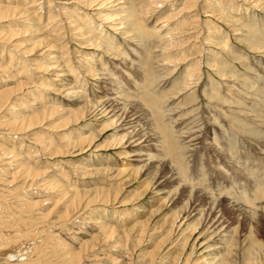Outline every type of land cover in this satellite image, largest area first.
<instances>
[{"label":"rangeland","instance_id":"374dc122","mask_svg":"<svg viewBox=\"0 0 264 264\" xmlns=\"http://www.w3.org/2000/svg\"><path fill=\"white\" fill-rule=\"evenodd\" d=\"M2 1L4 3L7 2V0ZM49 1L9 0L6 4L18 5V3L22 4L25 2L28 5L33 4L37 15L34 17V15L27 13L20 14L15 12L8 13L7 17L0 19V65L7 66L9 64V55L13 57V66L10 70L6 73L0 71V90L9 89L13 92L12 100L0 109V125L8 121L27 118L29 117L28 115L36 117L41 112L43 106L53 105L54 102L52 101L55 99L66 110L44 119L43 124L32 129V131L30 130V133L28 131L24 134H19L24 141L26 140L25 142L23 141V147L25 148L31 145L36 150L39 143L43 142L41 146L43 145L42 148L44 150L40 152L38 157V154L35 155L36 160H38L36 169L38 168L37 170L41 172V175L38 176L39 178H35L33 182L32 180L24 181L23 176L21 177L20 175L21 173L19 174L21 170H24L22 169L23 166L17 168L20 163L13 161L12 158L9 159L6 156H2L3 154L0 150V221L3 222L0 230H2L4 240L9 238L7 234L14 235V231L18 232L31 226L32 230L34 229V234L39 233L36 234L38 237L39 235H43L44 238L46 236L48 238L47 243L51 242L54 247H57L59 240L66 239L67 242H70L67 239L68 237L71 240V244H74L76 247H81L84 243L89 242L87 250L92 251H88L83 256L80 264H123L121 261L124 260V255L127 257V253H129L128 258L131 259L130 262L132 261L131 264H149V260L153 259V257L155 259V261L153 259V264L157 262V264H172L171 261L178 255L181 256L178 264H184L185 257H190L187 264L213 263L214 259L220 256V251L222 252L219 249L224 246L216 245L218 244L217 242L209 240L211 235L202 234L204 231L201 229H198L199 231L196 230L194 234L188 233L191 229L185 226L186 222L179 229L177 225L180 226L183 222L180 218L176 222L177 228L174 227L171 230L170 220L173 219L172 217H174L175 212L182 205L176 208L162 205L160 207L162 200H151L153 193L149 191V188L146 190V193L142 194L141 191L145 187V182L134 174V171L141 165L135 161V158L130 156L131 154L128 155L125 148L120 147V149L113 150L109 146L113 145L116 139L122 138L127 131L119 132L116 130L118 129L117 127L105 129V126L108 124L107 120L98 128H90L87 125L89 123L88 119L80 122L77 126L69 127L63 124L64 118L70 111L81 109L82 112H85L86 99L91 102H99L101 100V97L104 95V89H107L109 81L105 79L106 77H103V79L101 75L97 77V73L99 75V73L105 72L103 75H108L110 79H117L119 81L122 80L123 75L129 74L131 77L133 76L137 79L139 84H142V77L136 73L134 66V61L139 56L138 50L140 47L134 48L128 42L123 44L121 40L117 39L113 46L116 48L119 43L123 46L119 48L118 53H115V60H108V58L104 57L101 49L96 50L89 43L80 45L79 42L82 40H79L77 37L73 38V41L70 35L77 34L75 33L76 30H72L71 34L69 33L68 35L69 38H67L73 42V47L71 46V48H73L74 52L68 51L69 55H66L65 58L72 61L77 55L85 56L88 61L82 62L97 77L95 79L88 77L89 80L85 85V90L88 93L87 98L83 100V97L78 98L80 95H77L75 97L76 100H83V102L74 103L73 99L66 96L67 94H71L70 91H67L69 87H65V82H58L61 79L71 81V77L68 74L59 78L51 76L54 70L52 72L43 70L48 65V61L42 60L45 58L37 57L46 50L47 43L44 41L45 34L42 31H44V27L48 23L46 18L48 16L47 12L50 10L52 15H58L60 18L70 16L73 20L78 19L79 23H84V21L90 18L92 26L98 25V22L95 18L89 16L92 10L88 13L82 8L81 5H83L84 1ZM184 1H166L163 6H160L157 13L150 18L148 17L149 19L146 21L139 20V23L132 29L141 32L142 28L149 29L157 21H162L161 23L165 24L164 34L169 33L170 37H172V39L169 38L172 40V48L168 54V57L173 61L171 64L179 65L180 63H184L183 68H177V75L171 78L173 84L178 78L183 77L187 71L196 72L202 70L204 79L203 88L212 89V94H215L214 96L208 93L202 94L200 91L202 90L201 87L195 99L200 101V104H202L200 106H203L200 109L203 116L205 115L206 119L210 118V123H213L207 126L209 129L202 139L201 155L198 157L199 161H203L205 166L204 171L207 172L206 176H208L204 180V185L212 187V190H215L217 187L218 189H216L221 191V187H231L230 190L238 193L237 195L241 193L242 189H247V195L251 196L248 195L249 202V198L253 199L252 196L255 191L258 199L254 196L258 200V203L254 202L256 204V206L255 204L253 206L254 212L255 214L259 212V215H262L264 214V198L259 199V197H264V177L262 176L261 178L260 176V174L264 175V16H262L261 9L254 6L257 0H246L248 2L245 3V0H209L210 2L202 0L205 4L201 3L198 7L202 8L203 16L201 17H205L202 18L205 19V34L210 32L211 34H209L212 36H210L211 40L207 37L208 40H205L207 42L204 41L207 54L201 53L202 59L201 64H199L197 59H199L201 47L198 45V42L190 39L192 32L188 31L191 27L190 24L197 15V9L192 8L189 11H181ZM261 1L263 2V0ZM251 3L254 4V7L249 5ZM103 10L104 8L101 11V15L105 17L122 12L121 9L113 8V6L109 10ZM191 11H193L192 14ZM38 18L41 20L40 22ZM54 23L50 25L54 27ZM129 23L135 24V20ZM74 25L78 26V23ZM73 31L75 32L73 33ZM107 33L114 40L118 37V35H114L110 31H107ZM6 36L12 37L9 41L2 43L3 38L5 39ZM217 44H220V46L218 47ZM221 45L226 46L225 49ZM126 48L130 50L129 53ZM50 52L52 56L59 55V52L57 51V53L56 50H50ZM210 52H213L212 55ZM25 58L27 61H34L32 63L33 67L28 66L26 70L27 74L21 77L19 70L27 66L22 63ZM132 60L133 63L131 65ZM72 65H74L73 62ZM37 67L41 68L38 69ZM100 67L102 71L99 70ZM92 70L95 72H92ZM56 71H63L66 74L64 68ZM218 72L220 73L218 74ZM19 81L24 82L25 85L21 90L18 89ZM170 91L171 88L169 86L166 88V93L168 94ZM189 99L181 101L180 104L178 102L168 104V109L172 111L169 120L171 119V123L175 122V125L171 126L170 124L168 129L171 137H175L182 132L184 126L193 120L192 116L194 114L192 108L194 106H191L193 103H189ZM224 99H227L225 100L227 102L223 101ZM176 104L178 105L174 106ZM41 105L43 106L40 107ZM214 106H216V111L219 109L217 114H215L212 108ZM129 115L135 122L137 135L142 136L146 142L153 141L155 130L149 115L138 106L131 107ZM195 122L196 126L203 123L201 120ZM6 129V127L0 126V137L4 138L3 144L5 145L8 143L5 140L13 138L12 136L6 137L8 132L5 131ZM80 129H83L81 130V134L78 133ZM98 131H100L99 135L96 133ZM92 133H96L97 135L95 137L97 141L95 142L96 149L92 148L87 153L80 154L76 150H66L64 147L68 140H74L73 138L78 136L86 137ZM25 136L26 138H24ZM9 141L11 142V139ZM20 142L22 141L14 140L16 145ZM38 148H40V145ZM53 150L55 154L51 153ZM5 162H9L10 164H5ZM244 162H247L249 175L244 173L246 172L242 165ZM23 163L26 165V162L23 161ZM30 165L33 164L31 163ZM85 165L91 167L86 168ZM102 165L108 166L110 169L106 172L102 171ZM250 166L253 167L251 168ZM1 168L5 172L1 171ZM251 171H254L257 176L258 172H260V178L250 175L249 172ZM160 172H166V168L163 165ZM200 176V171L198 170L190 175L191 179H196L197 182L201 181L202 176ZM255 182H257L256 185H261V187H256ZM164 184L167 185V183ZM236 185L238 186L236 187ZM101 187H111L112 191L118 187L116 204L109 207L107 212L101 213L102 207L93 211L88 209L90 211L79 212L69 221H66V218L65 220L63 218H60L58 221L56 220L58 217H66V210L69 215L74 213L69 202L74 191H78L83 195L85 194V197H87L97 188ZM159 188L161 187L159 186ZM251 188L255 190L253 191ZM199 190L201 189H197V191ZM256 190H258V193ZM136 198H138L137 203L134 202ZM24 201L29 202V204L23 205ZM227 202L228 200L225 197H220L217 203L218 209L215 211L219 212L215 215L222 219L226 228L224 233L238 228L239 231L241 230V234L245 233L247 235L248 220H245L247 216ZM255 209L258 210L256 211ZM98 213L101 214L98 216ZM97 218L107 221L108 224H112L109 222L114 221L118 223V226H123L125 231L131 232V234L141 226H145L147 231L140 243L133 241L127 244L126 241H123L121 243V246L123 245L122 248L120 247V243L118 245L117 241L113 239L110 242H105V245H102V243L95 245L93 237L98 233V230L94 228L95 219ZM260 222L261 225L258 226V236L260 237L258 239L264 245V224L262 221ZM189 236L191 237L189 238ZM133 237L135 238L136 235L134 234L130 238ZM25 240L20 241V239H16L14 240L15 242L13 241V244L18 243L17 245H20L19 243ZM7 243L6 249L2 246L4 252L10 251L11 249L9 248L16 246L9 243V240ZM126 245L127 247H125ZM111 246H114V248H110ZM39 247L41 248H39L40 250L44 251L43 247ZM170 247L172 249L168 252V257L163 255L166 252L163 250L170 249ZM182 250L184 251L182 252ZM213 251H215V254L212 253ZM54 254L55 251L50 248L49 252L44 251L38 257H42L40 261L43 264H62L64 260L62 261V259H59ZM118 256L122 257H119V260H117Z\"/></svg>","mask_w":264,"mask_h":264},{"label":"bare ground","instance_id":"6f19581e","mask_svg":"<svg viewBox=\"0 0 264 264\" xmlns=\"http://www.w3.org/2000/svg\"><path fill=\"white\" fill-rule=\"evenodd\" d=\"M8 1L9 0H7L6 3H8ZM78 1H84L83 5L81 6L86 12L89 13V11L92 10V12L89 13L90 14L89 16L91 18H95L98 22V25L92 26V22L90 21V18L84 21V23H79L78 19L73 20L72 17L70 16L62 17L64 18L62 19L58 17V15L56 16L52 15L50 13V10H48L47 12L48 16L46 17L48 23L45 25L44 31H42L43 34H45L44 41H46L47 43L46 50L44 51L43 54H40L37 57L45 58L42 60L48 61V65L45 66L43 70H45L46 72H52V70H54L51 76L59 78V77H63L64 75L68 74V76L71 77L70 78L71 81L61 79L58 82L60 83L65 82V84L63 83L64 85H66L65 87H69L67 91H70L71 94H67L66 96L73 99L74 103H81L83 102V100L87 98L88 93L85 90V85L87 81L89 80L88 77L95 79L101 75L102 78L106 77L105 79L108 80L109 82L107 85V89H104V95L101 97V100L99 102H91L90 100L86 99L85 112H82L81 109L76 110V111L75 110L70 111L68 115L64 118L63 124L68 125L69 127H72V126H77L80 122L84 121L85 119H88L89 123L87 125L90 128H98L107 120L108 124L105 126V129L117 127L118 129L116 130H118L119 132L127 131V133L122 138L116 139L114 144L109 145V146H111L113 150L120 149V147L125 148L128 155L131 154L130 156L132 158H135V161L141 165L134 171V174L138 176L140 180H143L145 182L144 183L145 187L141 191L142 194L146 193V190H148L149 188V191H152L153 193V197L151 198V200H154V199L155 201L159 199L162 200L160 207L162 205L166 207L172 206L173 208H176L182 205L180 208L177 209L178 211L175 212L174 217H172L173 219L170 220L171 230H173L174 227L175 228L178 227L180 229L181 226L184 225L183 223L186 222L185 226H187L192 231V232L189 231L188 233L194 234L196 230L201 229L202 231H204L202 232V234L206 233V235L207 234L211 235L209 240H213L214 242H217L218 244L216 245L224 246L223 248H220V249L218 248L219 250H222V252L220 251V256L216 257L213 263L209 262V264H264V245L262 241L258 239V237H260L258 236L259 235L258 226L261 225L260 221H262L264 224V214L259 215V212L258 214H255L254 212V207H253L255 204L254 202L258 203L257 202L258 196H256L255 194V191H254L255 189L253 190L251 188L254 191V194L252 192L251 193L253 194L252 197L255 200L252 201L253 199L249 198L250 199V202H249L248 200L249 194L247 195L248 193L247 189L241 190L240 188L241 193L237 195L238 193H234V191L230 190L231 187L230 188L221 187L222 188V191H221V190H217L218 189L217 187H216L217 189L215 188V190H212V187L210 186L208 187L204 185V180H206L207 179L206 177L208 176H206L207 172L204 171L205 166L203 164V161L201 160L199 161L198 157L199 155H201L202 139L205 137V134L207 130L209 129L207 128V126L213 123L212 122L210 123L209 121L210 118L206 119L204 117L205 115L203 116V113H201L200 111V109H202L201 107L203 106H200L202 105L200 104V101H197L195 99L198 96L197 94L199 92V89H201V87H202V90L200 91L202 94H207V93L211 95L213 94H212V89L209 90L206 87L203 88L204 79H203L202 70H198L196 72L187 71L185 72L183 77H181L180 79L178 78L176 82H174L173 84L171 82V78L177 75V70H178L177 68H180V67L183 68L184 63H180L179 65L171 64L173 61L170 59V57H168V54L171 52L170 50L172 48V40H170L172 39V37H170L169 33L164 34L165 24H162L161 23L162 21H157L153 23V26L149 27V29L142 28L143 30L141 32H139L138 30L132 29L134 26H136L139 23L138 22L139 20L141 19L143 21L148 20L155 13H157V10L160 8L161 5L163 6V4L166 1H172V0H78ZM208 2L210 1L208 0ZM245 2H248V1L245 0L244 3ZM263 2L261 0H257L255 1V5L252 3L249 5H252V6L254 5L255 7L260 8L262 11V16H264ZM6 3L0 0V19L7 17L8 13L10 14V13H15V12H18L20 14L27 13L30 15H34V17L37 15L36 14L37 12L33 4L28 5V4H25L26 3L25 2L22 4L18 3V5L16 4L11 5V4H6ZM201 3H203L202 0H185L182 4L183 7L181 10V11L183 10L189 11L192 8L197 9L196 11L197 15L196 17H194V21L190 24L191 27L188 31L192 32L191 33L192 36L190 37V39L192 41L198 42V45L201 47V50L199 51L200 55L198 56L199 59H197L199 64H201V59H202L201 53L203 52L206 53L207 51V48H205L204 46V41L208 40L207 37L210 38V36H212L210 35L211 34L210 32H208V34H205L206 33L205 19H202L205 17H201L203 16L202 8L198 7L199 4ZM204 4L205 3H203V5ZM111 6H113V8L121 9L122 12L117 13V14L108 15L106 17L104 15H101V11L103 8H104L103 11H106V10H109ZM192 13L193 11H191V14ZM134 20H135V24L129 23V22H133ZM38 21L40 22L41 20H39L38 18ZM53 23L55 24L54 27L50 25ZM75 23H78V26L74 25ZM225 23L227 24V22ZM85 27L87 30L85 29ZM72 30H76V32L73 31V33L75 32L77 34V35H74L72 33L73 35H70L72 36L71 38L72 40L73 38L77 37L79 40H82L79 42L80 45L89 43V45L94 47L96 50L101 49L104 57L108 58V60H115L116 59L115 53H118L119 48L123 46L120 43L118 44V47L116 48L115 46H113L116 43L117 39L121 40L123 44L128 42V44H131L132 46H134V48L140 47V49L138 50L139 56L136 58V61H134V66H135L136 73L138 75L140 74L142 77V80H141L142 84L141 83L139 84L137 79H135L133 76L131 77L129 74L123 75L121 81L117 79H112V78L110 79L108 75H103L105 72L99 73V75L96 72L97 73V77H96V75H93V73L90 72L87 65H85L82 62V61H85V62L88 61L86 60V57L83 55H77L76 58L72 59V61H70L68 58H65L66 55H69L68 51L71 53L74 52L73 48H71V46L73 47V42H71V40L68 39L69 38L68 35L69 33L71 34ZM107 31L112 32L114 35L115 34L118 35L116 40L110 37L108 34L109 32L107 33ZM186 33H189V32H186ZM84 36H87V37H84ZM11 37L12 36H6V38L5 39L3 38V40L1 38L2 43L9 41ZM219 46L220 44L218 45V47ZM50 50H56V52L58 51L59 55L52 56V53H51L52 51L50 52ZM126 50L128 53L130 52L128 48H126ZM12 61H13V57L12 55H9V64L7 66L0 65V71H3L5 73L8 72L10 68L13 66ZM33 62H34L33 60L27 61L26 58L24 59L22 63L26 64L27 66L24 67V69L19 70V75L21 77L27 74L26 70L28 66L33 67L32 66ZM72 62L74 65H72ZM132 63H133V60L131 62V65ZM49 65H51V67H49ZM61 66L66 71V74L63 71H60V72L56 71L58 69H62L60 68ZM37 68L40 69L41 67H37ZM101 69L102 68L100 67L99 70L102 71ZM92 72H95V71L92 70ZM219 73L220 72H218V74ZM82 79H86V80H82ZM169 86L171 88V91L170 93L167 94L166 88ZM24 87H25L24 82L19 81L18 89L21 90ZM12 93L13 92H11V90L9 89L0 90V109L5 107L7 103L12 100ZM217 93H216V96H217ZM77 95H80L78 98L83 97V100L82 101L76 100L75 97ZM187 98L188 99L190 98L189 103L191 104L193 103L191 106L192 107L194 106L192 108L193 111L191 110L194 114L192 116L193 120L187 123L186 126H184V129L182 132H180L175 137H171L168 129H169L170 124L171 126H173L175 125V122L171 123V119L169 120L170 116L172 115V111L168 109V104H170L171 102H178V104H180L181 101H185ZM225 100L227 99H224L223 101ZM52 102H54L53 105H49V106L41 105L40 106V107L42 106L43 107L41 109V112L37 114L38 117L37 116L33 117V116L28 115L29 117L27 118L25 117L20 120L8 121L0 125L1 127L4 126L7 128L5 130V131H8L6 137L7 136L13 137V138H8V140H5L6 142H8L7 145L3 144L4 138L0 137V150L2 151V154H3L2 156H6L9 159L12 158L13 161L19 162L20 165L17 164L18 165L17 168H19L20 166L21 167L23 166L22 169L24 170H21L19 174L21 173L20 175L21 177L23 176L22 178L24 179V181L32 180L33 182L35 178L37 179V177L41 175V172L37 170L38 168L36 169L38 160H36L35 155L38 154L37 155L38 157L40 152H42V150L44 149L42 148L43 145L41 146L43 142L39 143L40 148H38L39 147L38 145L36 150H35V147L33 148L31 145H28L26 148L23 147L24 140L20 135L28 131L30 133V130L32 131V129L37 128V126L42 125L43 124L42 122L44 119L51 117L56 113L66 111L63 109V106L57 102L56 99L53 100ZM214 103L216 104V102ZM178 104L174 106H177ZM136 106L141 108L144 112H146L149 115L151 122L154 126V130H155L154 135H153L154 140L151 142H146L142 136L140 137L139 135H137L135 122L132 119V117L129 115V109L131 107H136ZM212 108L215 114H217V111L219 109L216 111V106ZM221 114L223 115V113ZM199 120L203 121V123H201L199 126H196L195 121H199ZM81 130L83 129H80L78 131L79 134H81ZM96 133L99 135L100 131ZM96 133L89 134L86 137L78 136L76 138H73L74 140H68V142L64 145V147L66 148V150L68 149H71L74 151L76 150L80 154H85L88 151H90L92 148L96 149L95 147V142H97L95 140V137H97ZM170 133L173 134L171 131ZM24 138H26V136ZM9 139H11V142L9 141ZM14 140H20L22 142L16 145V143H14ZM35 146H36V143H35ZM98 150H101V149H98ZM53 152L54 150L51 153ZM55 152L57 151L55 150ZM23 161L26 162V165H24ZM8 163L5 162V164H8ZM31 163L34 166L30 165ZM246 163L244 162L242 163V165H243V169L246 171L244 173L248 174V167ZM162 165L166 168V172L164 173L160 172ZM85 167L90 168L91 166L85 165ZM102 167L103 168L101 170L105 172L110 169L108 166L102 165ZM250 167L252 168L253 166H250ZM197 170L200 171V175L202 176L201 181L198 180L199 182H197L196 179L192 180L190 177V175L193 172L195 173V171ZM255 170L257 171L258 169H255ZM1 171L5 172L4 169H2ZM253 172L251 171L249 173L250 175H254L256 178L257 175H255L256 174L255 172L253 174ZM258 173L260 174V172ZM259 174L257 176L258 178H260V176L261 178L262 176L264 177V175L260 174L259 176ZM164 183H167V185H165ZM256 183L257 182H255V185ZM159 186L161 188H159ZM237 186L238 185H236V187ZM257 186L261 187V185L259 186L258 184L256 185V187ZM197 189H201V190L197 191ZM257 191L258 190H256V192ZM117 195H118V187H116V189H114L113 191L111 187L97 188L92 194L88 195L87 197H85L86 196L85 194L83 195L79 193L78 191H74L73 195H71L69 199L70 206L72 207L74 213H72V215H69V213L66 210L65 212L66 217L65 216L58 217L56 220L58 221L60 220V218H63L65 220L66 218V221H69L72 218H74V216L78 214L79 212H84L85 210H88V209L93 211V210L100 209L102 207L100 212L101 213L107 212L109 207H112L113 205L116 204ZM254 195L257 197V199L255 198ZM220 197H225L226 200H228L229 203L228 202L227 203L229 205L235 207V209L236 208L239 209L240 212H242V214H245L247 216L245 217V220L246 221L248 220L247 221L248 222L247 235H245V233L241 234V230L239 231L238 228H235L231 231H226L227 233H224L226 228L222 222V219L218 218L215 215L219 213L215 211L216 209H218L217 203ZM261 198H264V197H259V199ZM137 199L138 198L135 199L134 201L135 203H137L138 201ZM27 204H29V202H26V201L23 202V205H27ZM258 206H261V205H258ZM258 209H255V210L257 211ZM100 214L98 213V216ZM178 218H180V220H182L183 222L180 226L177 225L176 227V222ZM109 223H112V224H108L107 221H103L100 218L95 219L94 228L98 230V233L96 234V236L93 237V240L95 241V245H97L98 243H102V245H105V242L107 241L110 242L113 239L117 241L118 245L120 243V247L122 248L123 245L121 246V243L123 241H126L127 244L128 242L131 243L133 241L140 243L142 238L145 235V232L147 231L145 226H141L133 234H131V232L125 231L123 226L121 225L118 226V223H115L114 221L112 222L110 221ZM1 225H3V222L0 221V227ZM33 230L30 226V228H25L23 230H19L18 232L14 231V235L7 234L9 235V238L7 237L8 239H5V240L2 235L3 234L2 230H0V247H1L0 248V264H35V263L43 264L40 261L42 257L39 258L38 256H40L42 252L44 251L49 252L50 248H52V250L55 251V254H54L55 256H57L59 259H62V261L64 260L62 264H80V261L83 258V256L86 253H88V251H92V250H87L89 242L84 243V245L81 247H76L74 246V244H71V240L69 239V237L67 239L70 242H67L66 239L59 240L57 247H54V245L52 246L51 242L49 244L47 243L48 238L46 236L45 238L43 237V235L41 236L39 235L38 237L36 234H39V233L34 234ZM134 234L136 235V237L130 238L132 235L134 236ZM5 237H6V234H5ZM190 237L191 236H189V238ZM98 238L100 239L98 240ZM16 239L17 240L20 239V241L25 240V239L27 240L22 241L23 243L22 242L19 243L20 245H17L18 243L17 244L14 243L16 246L14 247L12 246V248H9L11 249L10 251L4 252V249L2 248V246H4L5 248L7 247L8 240H9V243L13 244V241ZM38 239H41V240L38 241ZM40 243L42 244L44 243V245L42 244L40 245ZM39 246L43 247L44 251L40 250L41 248ZM112 247L114 248V246H111L110 248ZM125 247H127V245ZM171 249L172 248L170 247V249L163 250V251H166L165 254L163 255H166L168 257L169 255L168 252H170ZM183 251L184 250H182V252ZM212 253L215 254V251H213ZM128 254L129 253L126 254L127 257L125 255L124 256L122 255L124 257L123 259L125 260V261L124 260L121 261L123 264H131L132 261L130 262L131 259L128 258L129 256ZM122 256H118L117 260H119V257H122ZM180 258L181 256L178 255L176 258L173 259V261H171L172 264H178L180 262ZM185 258L186 260L184 264H187L188 259L190 257H185ZM153 259H150V260L148 259L149 264L154 263Z\"/></svg>","mask_w":264,"mask_h":264}]
</instances>
